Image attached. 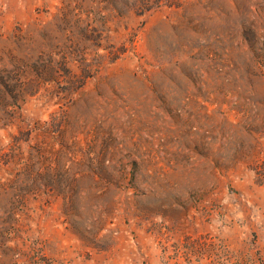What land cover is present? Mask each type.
Here are the masks:
<instances>
[{
    "label": "rangeland",
    "instance_id": "1",
    "mask_svg": "<svg viewBox=\"0 0 264 264\" xmlns=\"http://www.w3.org/2000/svg\"><path fill=\"white\" fill-rule=\"evenodd\" d=\"M0 264H264V0H0Z\"/></svg>",
    "mask_w": 264,
    "mask_h": 264
}]
</instances>
